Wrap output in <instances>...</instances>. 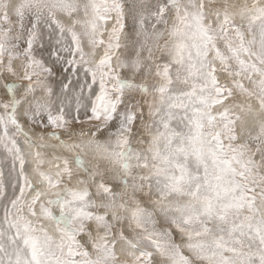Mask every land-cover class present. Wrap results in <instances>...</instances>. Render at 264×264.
<instances>
[{
  "label": "snow or ice",
  "instance_id": "snow-or-ice-1",
  "mask_svg": "<svg viewBox=\"0 0 264 264\" xmlns=\"http://www.w3.org/2000/svg\"><path fill=\"white\" fill-rule=\"evenodd\" d=\"M0 264H264V0H0Z\"/></svg>",
  "mask_w": 264,
  "mask_h": 264
}]
</instances>
